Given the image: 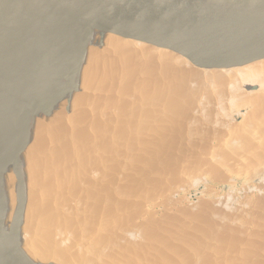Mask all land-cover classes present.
<instances>
[{"label": "water", "instance_id": "95a60500", "mask_svg": "<svg viewBox=\"0 0 264 264\" xmlns=\"http://www.w3.org/2000/svg\"><path fill=\"white\" fill-rule=\"evenodd\" d=\"M106 38L164 49L205 71L245 67L264 61V0H0V264H57L36 259L35 245L46 231L32 206L47 203L53 181L56 191L50 205L67 207L73 193L65 190L61 163L68 164L70 149L78 152L84 143L96 153L95 142H84L78 135L85 128L75 115L86 110L92 121L102 120L107 110H96L93 104L76 106L75 98L89 92L83 73L93 61L92 51L105 48ZM110 83L105 80L91 93L115 95L123 80ZM263 89L255 84L241 93ZM234 95L229 94L222 114L216 105L212 119L217 123L201 110L216 135L219 127L228 130V125L242 123L253 108L238 111ZM59 111L64 114V132L37 128L38 120L49 122ZM89 129L93 132L92 126ZM40 138L43 147L36 149ZM117 138V132L110 133L114 150ZM76 162L77 179L86 188V165L82 159L78 166L79 155ZM112 194L126 200L120 190ZM86 207L91 205L80 206Z\"/></svg>", "mask_w": 264, "mask_h": 264}, {"label": "bare ground", "instance_id": "6f19581e", "mask_svg": "<svg viewBox=\"0 0 264 264\" xmlns=\"http://www.w3.org/2000/svg\"><path fill=\"white\" fill-rule=\"evenodd\" d=\"M103 43L105 45V48L103 50L97 49L96 51H92L93 54H91V57H92L93 61H92L91 65L87 66L89 68H86V70H84V73H83V75L85 77V82L87 83V86L89 88V92L85 93V95L82 94V95L76 97L75 98V104H76V106L78 105L79 107H81V106L85 107L88 104L89 105L93 104L96 110H99V111L107 110V114L104 117V119H102V120L96 119L95 121H92V118L90 117V115H88L89 113L86 110H82L81 112H79L78 114L75 115V119L77 120L78 124L81 123V125L84 126L83 128H85V130H83V131L79 130L78 135L81 136V138H83L84 142H87V141L95 142L94 143V146L96 149L95 154L98 156H104V157L98 158L97 156H95V154L90 153L89 147H85L86 143H84L85 145L83 147L81 146L80 149H78V152L74 151V149H70V153H69L70 155L68 157L69 160L74 162V161H76V157H78V155H79V160H81L80 165L82 164V159H83V163H85V165H86V167H85L86 172H84L85 175L89 176V181H91V183L96 186V189L98 188L97 194H95L93 196L88 194L90 200H92V198H93L92 201L89 200V202H88L89 205H91L95 209H97V207L98 208L104 207V205H105L103 202L104 192L108 193L111 185H113L112 184V176H113L112 173H113L114 168L110 167V166L108 167V164L114 165V161H116L118 158H120L119 157L120 154H116V156L118 155L117 158L114 156L115 155L114 149H113L114 143L112 144V142L110 140V133L113 131L117 132L119 138H117L116 143L118 142L119 145L123 146L127 142L132 140L133 134L131 136V132H130V129L132 128V126H137V128L140 129V128L144 127L143 125L147 126V124H148V122H147L148 120L146 119L147 118L146 115H147L148 111H151L152 109L150 110V107H149L150 103L147 102V100H148L147 98L149 96L148 97H147V95L144 96L146 93H143V90H144L143 87L148 85L149 82L160 83L161 85H163V87L165 89H170V87H174V88L181 87L182 90L185 89V90H189L190 92H193L195 95L196 101L198 103V106L200 105V106H202V108L204 110L206 109L205 111L207 113H209V115L211 114L210 115L211 119L216 114V108H217L216 105H219L218 109L221 110L220 111L221 114H222V112H224V110L227 111L228 108H227L226 103L229 100V94L232 91L235 92V95L232 98V102H233L234 106H237V108L239 109L238 111H240L241 108L252 105L253 108L250 112H248L245 115L244 121L242 123H233L232 125H228L229 126L228 130H231L232 132L234 131L233 134H235V135L238 132L237 134L239 135L241 132L240 129H243V132H242V136H243L242 139L244 140L243 143L245 142V139L247 136L248 147L253 146V145H250L251 141L255 140V142H256V140H257V151L256 152L258 153L260 158L255 160L254 158L250 157L251 153H248L250 156H248V154H244V155H247L246 161L248 160V162L245 161L246 164L244 162V164L241 165V164H239L238 160L243 161L242 159H245L246 156L244 157L242 154H240V156H238V158H234V159H236L234 163L238 166H235V168L232 169V172L235 174L239 173L241 175V177L236 176V179L238 178L239 180L241 179V181H245V183L247 185L251 184L253 181H255L256 179H259V178H261V180L264 181V89H263L264 88V61L252 64V65H247L245 67H240V68L215 70V71H205V70H201V69L194 67L188 60H186L182 56L173 54V53H171L167 50H164V49H156L153 47L142 46L141 44H138V43L137 44L131 43L130 41L111 39V38H108V39L106 38V40H104ZM118 78H121L123 80V83L121 86L115 88L117 90V93H115V95L114 94H112V95L103 94V95L94 96L91 93L93 91H96V87H99L100 85H102L105 82V80H107V85H108L110 82H112V84H113L115 82V80ZM255 84H258L263 90L261 92L255 93V94H249L246 92L241 93L246 87L251 86V85H255ZM153 88H155V87H153ZM58 89L60 90L61 87L59 86ZM159 89H162V88H159ZM146 92H147V90H146ZM151 93H155V89H154V92L152 91ZM159 93L157 92V95L161 96L162 93H160V94ZM176 93H178V92L176 91ZM172 94H173V91H172ZM183 94H186V93H183ZM157 95H156V97H157ZM159 96L157 98H159ZM180 97H182V96H180ZM192 97L189 98L190 101L192 99H194ZM186 98H188V97H186ZM149 99L151 100L152 98H149ZM175 99L176 98H173V100H175ZM189 99H187V100H189ZM187 100L185 101V104L189 103V101L187 102ZM151 102L154 103V100L153 101L151 100ZM161 102H163V101L160 100L159 103L161 104ZM191 102H193V101H191ZM191 102H190V104H191ZM182 103H183V101H182ZM151 105H152V103H151ZM188 106H187V108H188ZM156 107L158 108V112H159V110L161 112L162 109H159L160 106L156 105L155 108ZM164 107H165V105H164ZM173 107L175 108V106H173ZM176 107L179 108L178 106H176ZM153 108H154V106H153ZM162 108H163V106H162ZM187 108H185V109H187ZM156 109H153V110H156ZM192 111L193 110L187 112L189 119L192 116L191 115ZM114 113H115V115H114ZM152 113H153V111H152ZM162 113H163V111L159 114L164 116V118L166 119V116H168V112H165L164 114H162ZM155 114H157V113H154V115ZM165 114H167V115L165 116ZM178 114H179V112H178ZM173 117H176V116L173 115ZM155 118H156L155 121H157L160 118V116L158 117V119H157V117H155ZM164 118H162V119H164ZM178 118H180V117H178ZM167 119H168V117H167ZM189 119H188V121H189ZM169 120H170V118H169ZM165 121H164V123H165ZM176 122L177 121L175 120L174 124H171V127L169 129H173V131L177 130L179 125L176 124ZM217 122H218V120H216V123ZM219 122H220V120H219ZM157 123H158V121H157ZM36 124H37V128H39L41 132L51 130V131H56V132L60 131L59 133L61 134V132L65 131V129H64L65 128V126H64L65 119H64L63 111H59L56 114V116L52 120H50L49 122H46L44 119H40V120H38V123H36ZM220 124L227 126V123L223 124L222 122H220ZM244 125L247 126V128L252 129L253 133L251 136L248 137V135L244 133ZM90 126L93 127V132L90 131V129H89ZM167 126H168V124H167ZM151 127H149V128H151ZM181 127H183V126H181ZM146 129L147 128L144 127L143 131L144 130L146 131ZM151 129H152L151 131L149 129H147L149 131H146V133L147 134L148 133L150 134V132L153 133L154 132L153 127ZM237 129L240 132L236 131ZM135 130H134V132H135ZM156 130H155V132H156ZM161 130L162 129H160V131ZM212 130L214 132L216 131L215 128H212ZM212 130H211V128L209 129L210 132H212ZM245 130L248 131L247 129H245ZM166 131H167V129H166ZM166 131L164 130V132H166ZM90 132H92V133H90ZM134 132H132V133H134ZM157 132H159V131L157 130ZM128 133H130V135ZM142 133H144V132L139 131V134H142ZM145 134H144V137L147 136ZM158 134L159 135L157 137H160V133H158ZM175 135H176V133H175ZM221 135L225 136L224 133H222ZM142 137H143V135H142ZM147 137H149V136H147ZM134 138L138 139V137H136V136ZM235 138H237V136ZM145 139H147V141H145V142H146V145H148L147 143H150V142H148V138L145 137ZM238 139H239V137H238ZM41 140H42V138L38 139V141L36 142V145H35L36 149L43 147V144L40 143ZM142 140H143V138H142ZM149 141H150V139H149ZM155 142H157V139ZM158 142H159V140H158ZM240 142H242V141H239V143ZM144 145H145V143H144ZM245 145L246 144H244V146ZM130 146L131 145L129 144V147ZM135 147H136V145H135ZM237 148H238V146H237ZM148 149L146 148V150H148ZM151 149H149V150H151ZM112 151H113V153H112ZM135 153L137 154V152H135ZM146 153H147V151H146ZM148 154H150V152ZM252 154H253V152H252ZM148 156H150V155H148ZM222 157H221V159H222ZM132 158H133V155H132ZM87 159H89L88 160L89 168L87 167ZM112 159H114V160H112ZM115 163H117V161ZM104 164H107V167ZM132 164H134V163H132ZM34 167H35V165H34ZM37 169L38 170L40 169V164H39ZM105 169H107V170L104 172ZM211 170H213V169L211 168ZM203 171H204V169H203ZM207 171L209 172V170H207ZM207 171L205 169V172H207ZM99 172L101 174L98 175ZM92 174L96 176V179L95 178L91 179L90 176ZM103 175H105V176H103ZM217 175L218 174L215 175L216 179H214V182H215V180H218L217 178L220 179V177H217ZM225 175L226 174H224V177H225ZM97 176H98V179H97ZM101 176H103V177H101ZM222 177H223V175H222ZM102 178H106L105 181H103V184L101 183ZM202 178H200V179L202 180ZM69 179L72 180V176H69ZM232 179L229 178L228 181L225 183L219 181V182H216V184L230 185L235 189L237 184H234L232 181H231L232 183L229 182V180H232ZM98 180H99V182H97ZM222 180H224V179H222ZM224 181H226V179ZM81 186L82 185L80 184V192L83 196L84 193H82V191H81ZM212 188L217 191V189L214 186ZM254 188L257 189V192H258V197H256L257 198L256 202H257V204H259V207L255 206V208L257 209V212L259 211V214L254 215V218L250 224H237L238 227L235 224L236 229L238 228L237 230L234 229V230H236V235H235V237L232 238L233 240L231 239L232 242L231 241L227 242V244H229V246H230V243H232L230 246L231 249H229V251H228L229 246L223 245V247H221L222 248L221 254L224 257L219 259L220 260L219 261L217 259V256H216L214 258L215 261H213V262H216V259H217V262L219 261L218 264H252V263L264 264V187L263 188L254 187ZM213 189H210V191ZM253 191H255V190H253ZM212 192L213 191H211V193ZM216 193L217 192H215V194ZM251 195H253V194L251 193ZM172 198H173V196H172ZM228 199H229V197H228ZM94 200L97 201V203ZM219 200H221V198ZM99 201H102V203H99ZM179 203H180V201H179ZM37 204H38L37 207L35 206V204H33V206H32L33 207V213H35V214L37 212L39 213L41 211V207L44 208L45 202L41 201V203H40L39 201H37ZM93 204H96V205L93 206ZM229 204H230V201H229ZM252 204H254V203H252ZM218 205H220V203H218ZM79 206H82V199L80 201ZM223 206H224V203H223ZM249 206H250V203H249ZM229 207H231V206H229ZM216 208H218V207H216ZM95 209L86 207L82 210L80 208V212L81 211L82 212H81V214L79 213L80 217H77V218H73L72 212H69L66 210L65 211V218L60 216V218L57 220V223L62 224V227L61 226L57 227L56 226L57 224H45V227L43 226V228L46 229L44 239L35 245L36 248H38L37 253H36L37 254L36 259L38 261H42V262L53 261V262H56L57 264H106V263L110 264V261L112 262L113 259H114L113 262H115L114 257L116 256V254L114 257H111V255H110L111 253H109V243H108L109 242L108 238H111L112 237L111 235L116 232V231L113 232L114 230L111 231V228H113V226H114V225L112 226L111 221L107 217L104 218L103 221H100L99 224H96L94 217L90 218L93 220L92 223L90 222L91 224H85V223H82V221H81V219L83 217H85L86 215H88L90 213H91L90 214V216H91L92 211H94ZM211 210H213V208ZM226 210H227V208H226ZM223 211L221 210V212L219 211L220 214L218 213L221 217H223L222 219H224L225 218L224 216L226 215V212H225V215L223 214L224 216L221 215ZM230 211L231 210H227L229 215L232 212V211L231 212ZM95 212H96V210H95ZM107 212H110L109 215L111 214V207L107 210ZM215 212H216V210H215ZM249 212H250V214H252L251 211H249ZM99 218H100V216H99ZM96 219H97V217H96ZM52 220H54V219L51 217V221ZM153 221H155V220H153ZM3 224H5V223H3ZM117 225L119 226V224H117ZM123 227H122V229H123ZM154 227H156V226H154ZM228 227L231 228V226H228ZM118 228L120 229V227H118ZM126 228L127 229H125V231L126 230L130 231V228L129 229H128V227H126ZM233 228H235V227H233ZM113 229H115V228H113ZM139 229H141V228H139ZM139 229H137V230H139ZM142 229H144V228H142ZM131 230L137 231L136 229H133V228ZM156 230L158 231V228ZM122 231H124V230H122ZM122 231H120L121 234H122ZM145 231H147V229ZM148 231H150V230H148ZM159 231H160V229H159ZM143 232H141V234ZM150 232L152 233V230ZM150 232H148V233H150ZM207 232H209V231H207ZM227 232L225 234L223 232L222 233L224 235L228 236V240H230L231 235H229V234L227 235ZM127 233H126V236L128 235ZM129 233L131 234L132 232H129ZM163 233L164 232H162V234ZM146 235H148V234L146 233ZM206 235H207V233H206ZM222 235H221V237H222ZM224 235H223L222 239H224ZM118 236H119V238L117 236L116 237L120 241V238L123 237V234L120 237V234L118 233ZM62 238L66 239L65 243L63 245H61V243H60V241L63 240ZM140 238L142 239L143 237H140ZM154 238H156V237H154ZM112 239H113V237H112ZM126 239H128L127 240V243H128L129 237H127ZM163 239H165V238H163ZM124 240H125V238H124ZM155 240L158 242L157 238ZM155 240H153V241H155ZM141 242H142V240H141ZM141 242H139L137 240V242L135 244L140 243V245L142 244V246H143V244L145 245V244L149 243L148 241H144L145 243H143V242L141 243ZM157 242H153V243L151 242V243L153 245L155 244V246L157 244L159 245L161 243V242H158V243ZM163 242H164V246H163L162 251H161L162 252L161 262H162V264H174L173 262H171V260L169 258L167 259L164 256L163 252H164V250L170 251V249L177 247V244L173 241V239H166ZM165 242H166V244H165ZM122 243L125 244L126 242H124L122 240ZM129 243H131V241ZM162 244H161V246H162ZM118 245H120V243ZM120 246H121L120 247V249H121L123 245H120ZM125 246H126V244L124 245V247ZM129 246L130 245H127V247H129ZM142 246H140V247H142ZM200 246L202 248V244ZM140 247H138V248H140ZM151 247H152V245L150 246V248ZM160 247H158V248H160ZM194 247H195V245H194ZM194 247H192V248H194ZM45 248H48V249L51 248L52 251L46 253ZM117 248H116L115 252H117ZM134 248H136V247H134ZM150 248H148L147 250H149ZM126 249H128V248H126ZM143 250L144 249L142 248V253L145 251V250L144 251ZM152 250H153L152 251V253H153L154 251L157 250V248H156V250H154V249H152ZM182 250H180V252ZM189 250H190V248H189ZM123 251H124V249H121L119 251V256H118L119 258L121 257L120 255H122L121 253H124ZM138 251H136V252H138ZM132 252H133V250H132ZM136 252H134V253H136ZM150 252H151V250L148 251V255ZM134 253L133 254L128 253V254H130V255L132 254L134 256ZM142 253L140 254V252H139V254H136V255H146V257H147V254H145V253L142 254ZM158 253H160V252H158ZM170 253L171 252H169V254ZM181 253H183V252H181ZM154 254L156 255L155 252L153 253V255ZM192 255H190V257H187L185 259V264H187L189 262V259L193 260L192 261L193 264H203V261H201V259H195V258H193ZM210 255H211V253L209 254V257H210ZM150 256L152 257V255H150ZM158 256H159V254H158ZM203 256H205V255H203ZM128 257H129V255H128ZM146 257L144 256L143 259H145V260L141 261V262H143V263L145 262V264H146V261H147ZM175 257H177V255ZM218 257H219V255H218ZM131 258H132V256H131ZM138 258H139V256H138ZM155 258L157 259V263H158V261H159L158 259H160V258H158V257H155ZM207 258H208V256H207ZM140 259H142V258L140 257ZM140 259H138V261ZM156 259H154V261H156ZM211 259H213V258H211ZM211 259H210V261H211ZM125 260L127 262V258ZM129 260L132 263V260L131 259H129ZM148 260H149V258H148ZM206 261H208V260H206ZM117 262L121 263V261H117ZM136 262H137V260H135V264H136ZM119 263H117V264H119ZM131 263H127V264H131ZM157 263H155V264H157ZM209 263L211 264V262H209Z\"/></svg>", "mask_w": 264, "mask_h": 264}, {"label": "rangeland", "instance_id": "374dc122", "mask_svg": "<svg viewBox=\"0 0 264 264\" xmlns=\"http://www.w3.org/2000/svg\"><path fill=\"white\" fill-rule=\"evenodd\" d=\"M153 87H155V88H153ZM159 88H162V89H159ZM143 89H142L143 93H146L144 96H146V95H147V97L149 96L147 98L148 100L147 99L146 100H147V102L150 103L149 104L150 110L152 109L151 111H148V113L146 115V117H147L146 119L148 120L147 121L148 127L146 125H143V126L147 129H149L150 131L152 130L151 128L153 127V131H154L153 133L154 134L152 132H150V134L149 133L147 134L146 131H149V130L146 129V131L145 130L143 131L144 127L138 129L137 126H132V128L130 129L131 136L133 134L132 137H135V135L139 134V131L140 132L142 131L144 133L141 134V138H138L139 139L138 141L136 139H134V141L132 140L133 144H130L131 145L130 147L129 146H126V147L125 146H119V144L115 146L116 150H114V154H115L114 156L117 158L118 155L116 156V154H120L119 155L120 158H118L116 160L117 163H115L116 161H114V165L108 164V167L110 166V167L114 168L113 173H112L113 174V176H112V184L113 185H111L108 193L104 192L103 202L105 205H104V207H99V208L97 207V209H95L94 207L91 206L90 208L95 209L96 212H95V210L92 211L91 216H90V214H91L90 213V214L86 215L85 217H83L81 219V221H82V223H85V224H91L93 220L90 218L94 217L96 224H99L100 221H103L104 218L107 217L111 221L112 226L114 225L113 228H115V229L111 228V231H113V230H114L113 232L116 231L115 232L116 234L114 233L111 235L113 237V239L111 236H110L111 238H108V240H109L108 243H109V253H111L110 254L111 257H114L115 254H116V256L114 257L115 262H113L114 259L112 258L113 260H112V262L110 261V264L119 263L117 261H121V263H119V264L131 263V261L129 259L132 260L131 264H135V260H137L136 264H138V263L139 264H145V262L143 263L141 261L145 260L143 258H144V256L146 257V255H136V254H139V252H140V254L142 253V248L145 250V251L143 250L144 252L142 254H144V253L147 254L146 264L157 263V259L155 257L160 258V259H158L159 260L158 263L162 264V262H161L162 252L161 251H162V248L164 246L163 241L166 239H173V241L177 244V247L170 249V251L164 250V252H163L164 256L167 259L169 258L171 260V262H173L174 264H185V259L187 257H190V255H192V254H193L192 255L193 258L201 259V261H203V264H210L209 262H211V264H213V263L218 264V262L220 261L219 259L224 257L221 254V251H222L221 247H223V245L229 246V244H227L228 241L232 242V240H233L232 238L235 237L236 230L238 229V228L236 229V225L237 224H250L254 218V215L259 214V211L257 212V209L255 208V206L259 207V204H257V202H256V200H257L256 197H258V192H257V189H255L254 187L263 188L264 187V181L261 180V178H259L260 180L256 179L251 184L247 185L245 183V181H241V179L239 180L238 178L236 179V176L241 177V175L239 173L235 174L232 172V169L235 168V166H238L234 163L236 160L234 158H238V156H240V154H242L244 157L246 156L245 159H242L243 161L238 160L239 164H241V165H243L247 159V155H244V154L251 153V156L249 154H248V156L254 158L255 160L260 158L258 153L256 152L257 151V140H256V142H255V140L251 141L250 145H253V146L248 147L247 136H246L245 142L243 143V141H244L242 139L243 138V136H242L243 129H240L241 132L238 129L236 130V131H239L241 135L240 134L238 135L237 134L238 132L237 133L235 132L236 133V135H235V134H233L234 131L229 132V130H225L224 128H220V127H219L220 132H218V135H216L215 132H210L208 130V128H214L213 123H215L216 120L212 119L213 123H211L210 121H208V114L202 113L203 116L201 115V110L203 108L200 105L198 106V103L196 101L194 93L190 92L189 90H185V89L182 90L181 87H176V88L170 87V89H165L163 87V85H161L160 83H156V82H149V84L144 86ZM154 89H155V93H151L152 91L154 92ZM146 90H147V92H146ZM172 91H173V94H172ZM176 91L179 94L176 93ZM157 92L162 93L161 96L157 95ZM183 93H186V94H183ZM155 94L157 95V97L159 96V98H157ZM180 96H182V97H180ZM186 97H188V98H186ZM191 97L194 98L191 100L193 102H191L189 99ZM149 98H152L151 100L152 101L154 100L155 104L153 102H151V100ZM173 98H176L175 99L176 101L173 100ZM187 99H189V100H187ZM160 100L163 101V102H161L162 105L159 103ZM186 100H187V102L189 101V103L186 102L187 104H185ZM182 101H183V103H182ZM190 102L192 105L190 104ZM151 103L154 106V108L151 105ZM156 105L160 106L159 109H162L161 110V112L163 111L162 114H164L165 112H168V116H166L167 114H165L166 119L168 117V119H167L168 121L164 118V116L159 114L161 112H160V110L158 112L157 107H156L157 109L155 108ZM164 105H165V107H164ZM162 106H163V108H162ZM173 106H175V108ZM176 106H178L181 110L179 108H177ZM187 106L189 109L187 108ZM185 108H187V109H185ZM153 109H156V110H153ZM191 110H193L191 112L192 116L189 119L187 112H189ZM152 111H153V113H152ZM178 112L180 115L178 114ZM154 113H157V114H155L156 116L154 115ZM173 115L176 117H173ZM159 116H160V118H159L160 120L158 119ZM155 117H157L158 123H157V121H155L156 120ZM178 117H180V118H178ZM162 118H164V119H162ZM169 118H170V120H169ZM187 118L189 119V121ZM163 120L164 121L166 120L165 121L166 124L164 123ZM175 120L177 121L176 124H178L179 126L177 125L178 126L177 130L173 131V129H169V128L171 127V124H174ZM167 124H168V126H167ZM181 126H183V127H181ZM224 126H226V125H224ZM149 127H151V128H149ZM199 128H200V130H198ZM156 129L159 132H157ZM160 129H162V130L160 131ZM163 129L165 131L167 129V131L164 132ZM219 129H217V130H219ZM245 129H247L248 131H246ZM134 130L136 133L134 132ZM155 130L157 133L155 132ZM132 132H134L135 134ZM174 132L176 133V135ZM158 133H160V137H157L159 135ZM222 133H224L225 136H222L221 135ZM244 133L247 134L249 137L252 135L253 132H252L251 128H247V126L244 125ZM128 134L130 135V133H128ZM144 134L149 136V137H147V136H145V137L148 138V142H150L151 144L147 143L148 145H146L145 141H147V139H145ZM142 135H143V137H142ZM171 136L172 137L174 136V137L172 138ZM234 136L235 137L237 136V138H235ZM238 137H239V139H238ZM142 138H143V140H142ZM218 138H220L223 141L221 143L217 142ZM149 139H150V141H149ZM156 139H157V142H155ZM209 139H210V142L208 144L207 141ZM214 139H216V141H214ZM158 140H159V142H158ZM238 140L242 141V142L239 143ZM144 143H145V145H144ZM244 144H246V145L244 146ZM135 145H136V147H135ZM237 146H238V148H237ZM146 148L147 149L152 148V149L146 150ZM146 151H147V153H146ZM148 151L150 152V154H148L149 153ZM135 152H137V154ZM252 152H253V154H252ZM132 155H133V158H132ZM146 155L148 158L147 162H146V157H145ZM148 155H150V156H148ZM127 156L129 157V159L131 161L129 159H127ZM220 156L221 157L223 156L222 159ZM112 160H114V159H112ZM79 161H81V160H79ZM74 162L71 160H68V164H67V162L63 161V164L61 163V166H60V169L63 171V175H62L63 180H65V183H66L65 184L66 185L65 190L69 191L68 194H70V192L73 193L72 198L68 197L71 200H68L67 202L68 203L72 202V203L70 205H68V203H67V207H64V206L62 207L60 205L56 209L55 208L53 209L52 205H50L51 204L50 201L52 200V198H51L52 194L55 193V191H56V187H55L53 181H51L49 188L47 186L48 190L46 189L48 191L47 203H45L44 208L41 207V211L39 213L38 212L36 213L39 215V219L41 221H43L42 224L56 223L57 220L60 218V216L65 218V211L66 210L69 212H72L73 218L80 217L79 213L81 214V212H82V211L80 212V209H79L81 199H82L83 205L89 206L88 202H89L90 198H89L88 194L93 196V195L98 193V188L96 189V186L94 184H92L91 181H89V176L85 175L86 177H88V181H85V183L87 184L86 188H83L81 186V191H82V193H84L82 196V194L80 192V183H79V181L77 179V175L75 173V171L77 170V162L76 163H74ZM145 162L151 167L150 169H146ZM246 162H248V160ZM246 162H245V164H246ZM80 163L81 162H78V166H80ZM132 163H134V164H132ZM42 168L43 167L40 165L39 172L42 171ZM211 168L213 170H211ZM203 169H204V171H203ZM205 169H206V171L209 170V172L208 171L205 172ZM106 170L107 169H105L104 172ZM99 174H101V173L99 172L98 175ZM216 174H218V175L220 174L219 176L217 175V177H220V179L217 178L218 180H215V182H214V179H216V176H215ZM224 174H226L225 177H224ZM222 175H223V177H222ZM69 176H72V180L69 179ZM103 176H105V175H103ZM103 176H101V177H103ZM200 178H202V180ZM229 178L230 179L233 178L232 180H229L230 183L233 182L234 184H237L235 189L230 185L216 184V182H219V181L225 183L228 181ZM60 179H61V175H60ZM222 179H224V180L226 179V181H224ZM101 183L103 184V181H101ZM211 186L212 187L214 186L217 189V191L214 190ZM210 189H213V190H211V191H213L212 193H211ZM116 190L122 191V195H124L126 197V200L124 199V196H123L124 200H120V198H119V197H121L120 195H115V197H114L112 194V191L115 194ZM253 190H255V191H253ZM215 192H217V193L215 194ZM251 193L253 195H251ZM172 196H173V198H172ZM228 197H229V199H228ZM220 198H221V200H219ZM92 200H93V198H92ZM92 200H90V201H92ZM74 201L76 204L75 210L73 209ZM179 201H180V203H179ZM229 201H230V204H229ZM95 202L97 203V201H95ZM99 203H102V201H99ZM215 203L217 205H218V203H220V205L217 206ZM223 203H224V206H223ZM249 203H250V206H249ZM252 203H254V204H252ZM95 205L96 204H93V206H95ZM35 206L36 207L38 206L37 201L35 203ZM215 206L218 208H216ZM229 206H231L232 208L234 207V208L232 209ZM110 207H111V214L109 215L110 212H107V210ZM212 208H213V210H211ZM226 208H227V210L232 211V212L230 211L231 212L230 215L228 213L229 211L227 212ZM81 209L83 210L84 208H81ZM214 209L216 210V212ZM221 210L222 211L224 210L221 214L222 216H224L225 212H226V215L224 216L226 219L225 218L222 219L223 217H221L219 215ZM249 211H251L252 214H250ZM99 216H100V218H99ZM51 217L54 220L51 221ZM96 217H97V219H96ZM153 220H155V221H153ZM117 224H119V226ZM154 226H156V227H154ZM228 226H231L232 229ZM118 227H120V229ZM122 227H123V229H122ZM126 227H128V229L130 228V231L129 230L125 231V229H127ZM233 227H235V228H233ZM237 227H238V225H237ZM132 228L136 229V230L139 228H141V229L137 230L138 232L140 231L138 233L137 231L131 230ZM142 228H144V229H142ZM145 228L147 229V231H145L146 230ZM157 228H158V231L156 230ZM159 229H160V231H159ZM234 229H236V230H234ZM122 230H124V231H122ZM148 230H150V231L152 230V233ZM45 231H46V229H45ZM120 231H122L123 237L120 238V241H119L118 233L120 234V237L122 236ZM207 231H209V232H207ZM129 232H132V233L130 234ZM141 232H143V233L141 234ZM148 232H150V233H148ZM162 232H164V233L162 234ZM222 232L224 234L227 232V235L228 234L231 235L230 240H228V236L224 235ZM126 233L128 234L127 236H126ZM146 233L148 235H146ZM206 233H207V235H206ZM221 233L224 235L225 240L222 239L223 235ZM221 235H222V237H221ZM127 237H129V242L131 241V243H129V242L127 243V240H128V239H126ZM140 237H143V238L141 239ZM154 237L157 238L158 242H161L159 245L157 244L158 242L155 240L156 238H154ZM124 238H125V240H124ZM163 238H165V239H163ZM62 239H61L62 241H60L61 245H63L65 243V240H66L65 238H62ZM122 240L124 242H126L125 247H124L125 244L122 243ZM137 240L139 242H141V240H142L143 243H145L144 241H148L149 243H147L145 245L143 244V246L145 247L144 248L142 246V244L140 245V243H137L139 246L137 244H135L137 242ZM153 240H155V241H153ZM151 242L152 243L157 242L156 244L158 246L157 245L155 246V244L153 245ZM119 243H120V245H123L121 249H124V251H123L124 253H121L122 255H120L121 256L120 258L118 257L119 251L121 250L120 249L121 246L118 245ZM200 243L202 244V248L200 246L201 245ZM150 244L152 245L151 248H150V246H151ZM161 244H162V246H161ZM165 244H166V242H165ZM231 244L232 243H230V246H231ZM127 245H130L129 246L130 248L127 247ZM194 245H195V247H194ZM140 246H142V247H140ZM191 246L194 248H192ZM230 246L228 248V251H229V249H231ZM134 247H136V248H134ZM138 247H140V248H138ZM155 247L157 248V250ZM158 247H160V248H158ZM116 248H117V252H115ZM126 248H128V249H126ZM148 248H150V249L147 250ZM189 248H190V250H189ZM45 249H46L45 250L46 253L52 251L51 248L50 249L45 248ZM152 249L156 250V251H154L156 253V255L155 254L153 255L154 252L152 253V251H153ZM132 250H133V252H132ZM150 250H151V252L148 255V251H150ZM180 250H182L181 252H183V253H181ZM136 251H138V252H136ZM134 252H136V253H134ZM158 252H160V253H158ZM169 252H171L170 253L171 255L169 254ZM128 253H132V254L134 253V256L132 254L130 255ZM210 253L212 256L210 255V257H209ZM158 254H159V256H158ZM128 255H129V257H128ZM150 255H152V257L154 259H156V261H154V259ZM176 255H177V257H175ZM203 255H205L206 257ZM218 255H219V257H218ZM131 256H132V258H131ZM138 256H139V258H138ZM207 256H208V258H207ZM216 256H217V259L219 261L217 262V259H216V262H213V261H215L214 258ZM140 257L142 259H140ZM126 258H127V262L125 260ZM148 258H149V260H148ZM209 258L210 259L213 258V259H211V261H210ZM138 259H140V260L138 261ZM206 260H208L209 262ZM192 261L193 260L189 259V262L187 264H193ZM252 264H254V263H252Z\"/></svg>", "mask_w": 264, "mask_h": 264}]
</instances>
